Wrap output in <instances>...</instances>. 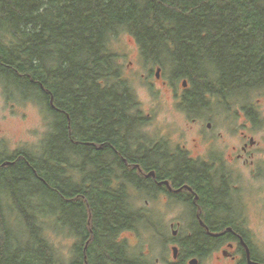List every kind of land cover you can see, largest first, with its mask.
Masks as SVG:
<instances>
[{
    "label": "trees",
    "instance_id": "16d2710c",
    "mask_svg": "<svg viewBox=\"0 0 264 264\" xmlns=\"http://www.w3.org/2000/svg\"><path fill=\"white\" fill-rule=\"evenodd\" d=\"M122 32L136 39L145 63L171 69V83L188 82L180 105L189 112L213 98L228 105L264 89V0H0V75L34 92L30 97L43 100L54 118L43 154L18 151L8 157L14 164L0 166V183L11 188H3L7 199L39 244L4 250L0 264L57 261L34 228L33 192L67 208L69 197L82 194L93 220L119 214L125 223L128 207L114 201V158L103 162L85 143L145 148L140 102L113 47ZM70 149L74 155L66 157ZM209 224L239 229L232 221Z\"/></svg>",
    "mask_w": 264,
    "mask_h": 264
},
{
    "label": "flooded vegetation",
    "instance_id": "af4514ba",
    "mask_svg": "<svg viewBox=\"0 0 264 264\" xmlns=\"http://www.w3.org/2000/svg\"><path fill=\"white\" fill-rule=\"evenodd\" d=\"M52 108L57 116L59 109L53 103ZM246 114L243 110L246 121L255 122ZM206 127L210 130L212 122ZM204 129L197 128L196 136L181 147H170L165 139L166 143L147 142L139 152L135 144H129L128 150L120 142L113 146L85 142L99 152L103 162L107 155L114 158L112 184L118 195L114 201L124 203L130 213L123 216L124 224L119 214L97 215L93 220L88 198L80 197L82 194L69 197L73 219L56 222L67 229L70 238H76L73 264H264V256L255 250L245 230L209 224L218 227L219 221L233 222L232 208L243 197L237 192L239 176L234 167L254 168L261 141L246 130L231 141L220 131L223 139L218 140ZM15 161L0 159V166ZM142 202L146 207L138 209ZM138 219L168 220L172 230L154 231L160 246H139ZM184 222L189 228L175 229Z\"/></svg>",
    "mask_w": 264,
    "mask_h": 264
},
{
    "label": "rangeland",
    "instance_id": "374dc122",
    "mask_svg": "<svg viewBox=\"0 0 264 264\" xmlns=\"http://www.w3.org/2000/svg\"><path fill=\"white\" fill-rule=\"evenodd\" d=\"M114 49L120 54L119 63L124 69L125 79L128 81L136 98L140 102V114L145 123L141 126V135L144 143L168 140V145L178 147L185 143L186 139L196 136L195 130L204 127V131L211 133L219 139L222 131L226 138L235 140L238 133L246 130L261 145L256 154L254 168L241 167L236 169L239 178L237 192L243 197L240 205L232 208L235 215L233 222L247 232L251 238L255 250L264 256V89H259L250 95L248 99L240 97L228 105L211 99L210 103L197 112H189L180 105V96L186 88L184 79L171 83L172 74L170 68H164L160 78L156 77L157 67L152 62L145 63L136 39L127 32H122L114 41ZM164 81L166 83H164ZM34 92L25 93L18 85L7 81L6 77L0 75V158L5 159L14 156L18 151H25L31 155L43 154L47 145V138L54 123L53 115L48 112L43 100L37 96H31ZM26 95H29L27 97ZM26 97V98H24ZM252 111L255 122L242 116L243 110L249 115L243 106ZM246 114V115H247ZM252 119V117H250ZM53 119V123H52ZM193 119H197L194 121ZM212 122L211 129H206V124ZM247 124L248 127H244ZM232 137V138H231ZM166 139V140H165ZM149 140V141H147ZM166 143V142H164ZM61 145V141H55V148ZM70 149L65 156H73ZM70 176L78 179L76 169L72 167ZM6 189L10 187L0 183V255L4 250L35 246L39 249L35 238H31L28 224L24 222L22 213L17 211L7 199ZM22 188H19V191ZM29 190V189H28ZM7 191V192H8ZM18 191V192H19ZM31 191V190H29ZM44 192V193H43ZM38 194L33 192L31 203L39 206L35 229L48 248L53 251V257L57 260L55 264H73L78 249L75 246L76 238H70L67 229L56 222L61 219L66 222L71 217V209L59 207L49 194L45 191ZM46 193V194H45ZM244 198V199H243ZM144 202L138 209L145 208ZM3 219V220H1ZM137 245L160 246L154 231L172 230L170 221L148 222L141 220L137 224ZM188 222L182 223L179 230L189 228ZM33 228V227H32ZM79 240V239H77ZM42 250V249H41ZM54 264V263H53Z\"/></svg>",
    "mask_w": 264,
    "mask_h": 264
},
{
    "label": "water",
    "instance_id": "95a60500",
    "mask_svg": "<svg viewBox=\"0 0 264 264\" xmlns=\"http://www.w3.org/2000/svg\"><path fill=\"white\" fill-rule=\"evenodd\" d=\"M160 74H161V68L159 67V68L157 69V76L160 77ZM183 85H184L185 87L187 86V81H186V80H184ZM193 264H194V263H193ZM255 264H263V263H255Z\"/></svg>",
    "mask_w": 264,
    "mask_h": 264
},
{
    "label": "bare ground",
    "instance_id": "6f19581e",
    "mask_svg": "<svg viewBox=\"0 0 264 264\" xmlns=\"http://www.w3.org/2000/svg\"><path fill=\"white\" fill-rule=\"evenodd\" d=\"M55 202V201H54Z\"/></svg>",
    "mask_w": 264,
    "mask_h": 264
}]
</instances>
